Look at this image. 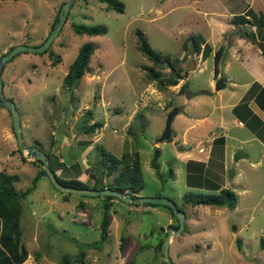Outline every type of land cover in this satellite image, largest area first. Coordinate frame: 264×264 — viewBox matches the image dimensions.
<instances>
[{"label":"rangeland","instance_id":"obj_1","mask_svg":"<svg viewBox=\"0 0 264 264\" xmlns=\"http://www.w3.org/2000/svg\"><path fill=\"white\" fill-rule=\"evenodd\" d=\"M64 1L0 0V56L12 45L42 43L50 28V18H54ZM122 1L124 10L118 12L107 8L106 2L101 0H73L67 20L46 51H20L5 62L3 93L12 96L15 102L23 142L49 153L54 167L62 158L64 163L55 167L59 177L76 176L88 186L111 181V176L102 170L101 148L117 156L126 150H138L143 187L136 192L137 196L171 198L186 214L183 230L169 244L173 264H264V247L260 243V239H264L261 167L245 166L244 172L253 175L254 181L248 197L241 196L237 201L236 211L226 206L192 205L185 203L182 197L185 191L194 189L185 183V168L178 146L189 144L186 150L197 152L198 146L204 145H195L200 136L188 131V135H195L196 139L182 142L181 133L189 122L182 112L173 117L171 139L159 140L169 111L182 103L187 91L209 87L212 75V56L201 63L202 69L194 68L193 58L199 51L194 52L190 42L187 49L183 48L182 42L193 34L207 36L210 26L216 30L219 26L228 28L233 14L248 7L252 6L256 13H264V0ZM71 22L105 24L107 31L96 35L77 33ZM231 25L233 28L227 29V38L240 28L239 24ZM249 26L254 30L255 26L251 23ZM138 32L144 34L155 50L169 54L175 64L190 71L183 93L180 80L159 88L156 80L148 76V66L165 74L171 68L166 63L153 64L138 49ZM87 41L94 45V52L85 73L76 83L64 84V72L79 46ZM223 53V59H228L227 46ZM249 54L264 58L253 49ZM237 64H231L232 73L238 71ZM223 65L221 62L220 67ZM185 70L183 75L187 73ZM241 77L246 79L247 75ZM234 82H229L227 88L234 84L237 92L242 91L241 78L238 76ZM211 108L207 104L188 105L189 110L202 113ZM89 109L92 110L90 115L87 114ZM218 113L219 109L213 111V119L218 120ZM96 120L103 124L85 132L84 128ZM231 130L237 132V128ZM0 137L7 142L5 147L9 142L17 146L10 112L2 104ZM155 147L160 149L158 173L150 164ZM15 151L7 153L17 156ZM24 160L28 158L22 157ZM21 168L16 171L14 167L5 168L19 175L18 190L31 184L36 171L27 162L26 167ZM169 168L173 169V175L169 174ZM35 189L37 191L31 195L30 192L21 198L20 226L21 242L36 264H62L60 258L65 253L73 262L72 255L79 246L86 247L88 264H165L157 243L164 239L170 224L177 223L166 206L131 203L117 197L109 211L119 221L118 226H112L109 235L94 248L87 245L100 239L105 195L59 190L47 175L39 178ZM62 193L68 198L64 203L60 202ZM81 198L90 201L87 206L90 211L85 216L77 211L81 206L77 201ZM207 208L221 212L217 215L203 213Z\"/></svg>","mask_w":264,"mask_h":264},{"label":"crops","instance_id":"obj_2","mask_svg":"<svg viewBox=\"0 0 264 264\" xmlns=\"http://www.w3.org/2000/svg\"><path fill=\"white\" fill-rule=\"evenodd\" d=\"M250 5L251 3L249 6ZM52 20L53 17L50 18L49 26ZM229 24L230 26H228V28H233L231 24L234 23L229 22ZM219 27L220 28L216 30L215 28L212 29V26H210L207 36H203L204 42L201 44L199 54H197L196 58H193L192 62L194 68L199 66L198 68L202 69L201 63L208 57L212 56L213 63L212 68L210 69L212 75L209 80V87L198 88L196 91H187L184 93L185 99L182 103H179V105L176 106L178 109L177 114L183 112L186 114V118H189L188 125L181 133L182 142L190 143L196 139L195 135H188L189 131L190 133L200 136L199 139H196L195 145L198 143H203L204 145L198 146L197 152L186 150V148H189V144L186 146L181 144L178 147L179 150H181L180 156L184 163L185 183L188 188L194 189L192 191L195 192H218L221 188L226 187L237 194V201L239 202L241 196L248 197L254 181L253 175L244 172L246 165H249L252 169L253 167H261L262 186H264V136L261 138L258 135V132H264V105H261L255 98L258 89L264 87V58H260L259 55L257 56L258 58L252 57L250 56L249 51L253 49L263 57L264 55L257 42H253L250 38L241 35L239 31H233V33L230 34V37L227 38V35H229L227 33L228 28ZM255 30L256 26L254 28V31ZM205 43L209 44L210 50L203 57V47ZM215 44L223 46L219 62V71L217 74H215L214 70V53L219 46L216 48ZM225 46H227L230 53L228 59H223ZM221 62L224 64L222 68L220 67ZM233 62L238 63L236 65L238 71L233 70L232 73L230 71V66ZM65 73L66 71L64 74ZM189 73L190 71L185 75H182V77L178 79V82L180 80L182 81L181 83L188 85ZM241 75H247V78L242 79ZM238 76L243 82V90L237 92L233 88L235 87L234 84L233 87L227 88V84L229 82L232 83V81L235 83L234 80H238ZM253 86H255V88H253L254 90L251 95H249V89ZM181 93H183V91ZM200 93L204 94L206 97H201ZM260 101H263V97L260 98ZM206 104L211 105V111H205V113H202L188 109V105L193 107L195 105ZM215 109H219L220 112L218 113V120H215L212 117V115H214L212 113ZM239 121L242 123H239ZM234 128H237V132L232 133L233 130L231 129ZM218 138H223L222 142H217L216 139ZM0 139V143L3 142L0 144V170L11 167H14L15 171L20 170L21 167H26L27 162L31 163V165L36 168V174L38 167L32 163V160L28 159L23 162L22 157L25 156L21 151L20 153L18 152V147L13 146L14 144H12V142H9L8 146L5 147L4 145H6L7 142L3 141L1 137ZM15 149L17 156H15L16 154L11 155L7 153H11ZM237 153H239L238 157L236 156ZM59 161L64 163L62 158H60ZM13 163L15 165H12ZM15 171L12 172L7 170L9 173H16ZM55 173H59L57 172V169H55ZM77 174L79 176V173ZM70 177L77 178L72 175H70L69 178ZM16 183L17 181H15V186L17 187ZM34 191H37V189L32 190V192ZM32 192L28 194L31 195ZM60 196L62 197V200H60L61 203H64L66 200L68 201L66 194L62 193ZM107 200L111 202L110 206L117 202L116 198ZM254 201L255 200H252V202ZM89 202L90 201L87 198H81L77 201V204L81 205L77 209L79 214L83 216L87 214L89 210L87 207ZM253 204L255 206L256 202ZM202 205L208 206L209 204ZM237 207L238 204L236 203L234 208H228L229 210L232 209L233 211H236ZM210 209L207 208L202 211L206 214L211 212L212 215H217L221 212L220 210H217V208L214 210ZM89 215L91 214L89 213ZM62 217H64L63 214ZM170 217L173 216L170 214ZM85 219L82 221H85ZM118 223L119 221L117 218H114V214L109 211L108 224L106 226L107 235H109L112 226L116 227L118 226ZM1 227L2 219L0 218V231ZM237 230L238 229L236 228V231ZM33 262L35 263V260L33 256L30 255V251H28L27 257L24 261L20 263H12L7 250L0 242V264H34Z\"/></svg>","mask_w":264,"mask_h":264},{"label":"trees","instance_id":"obj_3","mask_svg":"<svg viewBox=\"0 0 264 264\" xmlns=\"http://www.w3.org/2000/svg\"><path fill=\"white\" fill-rule=\"evenodd\" d=\"M106 2L107 8H113L118 12H122L124 10V2L122 0H101ZM64 2H62L63 4ZM61 4V5H62ZM60 5V7H61ZM60 7L57 8V12L50 24V30L53 28L55 22L58 19V12ZM68 15V13H67ZM66 19L65 21L67 20ZM231 22L235 24H239V33L244 36H249L250 40L253 42L259 43V47L261 49L262 54L264 55V13H256L251 7L246 8L244 11L240 13H235L231 17ZM249 23L251 25L256 26V30L250 29ZM244 25V28L242 27ZM71 27L77 33H87L90 35L103 34L107 31V26L105 24H85V23H77L71 22ZM48 35V34H47ZM46 35V36H47ZM258 35V37H257ZM45 36V38H46ZM44 38V39H45ZM259 38L261 40H258ZM191 43V48L194 52H198L201 49V44L204 42V37L201 34H193L190 36L189 40H184L182 42V47L187 49L188 43ZM137 45L138 49L150 60L153 64H161L166 63L171 71L168 74L162 73L160 70H156L153 66H148L147 74L152 79L156 80L157 86L159 88H163L168 84H176L178 79L182 77L185 68L181 65L175 64L173 59L169 54L160 53V51L155 50L148 40L145 38L142 32L137 33ZM13 47L10 46L9 49ZM48 49V48H47ZM46 49V50H47ZM183 49V50H185ZM45 50V51H46ZM210 46L208 43L204 44L203 47V57L209 52ZM223 46L220 45L214 53V70L215 74L219 71V62L220 57L222 55ZM94 52V45L91 42L82 43L78 51L74 57V59L68 65L67 71L63 76L64 84L71 85L76 83L82 75L85 73V69L90 60L91 54ZM14 56V55H13ZM12 56V57H13ZM4 68V67H3ZM3 70V69H2ZM185 72H188L185 70ZM3 81V79H2ZM4 84V81H3ZM184 83L180 86V91L182 92L184 88ZM255 86L249 89V95H251ZM204 92V91H202ZM248 96V95H247ZM12 99V96H7ZM263 97V101H260V98ZM257 101L260 102L261 105H264V87H260L255 95ZM1 104V103H0ZM3 106V105H2ZM9 111V110H8ZM92 110H87V114L90 115ZM103 124L102 121H93L91 124L84 128L85 132L93 131L97 126H101ZM258 135L262 138L264 136V132H258ZM171 138H169L170 140ZM223 138L216 139L217 142H222ZM45 151V150H44ZM102 151V163H103V173L107 176H111V181L106 184H93L91 186L86 185L79 178H62L56 174L58 180L65 184L74 187H88L92 189L103 188V187H113L121 192H129L133 196H137L136 192L143 187V175L140 163V155L138 150H134L132 152L126 150L121 153L120 156L115 155L112 152H109L103 148ZM49 158V163L53 171H55V167L61 164V162L57 161V166L54 167V164L51 162L50 154L45 152ZM160 155V149L155 147L153 150V156L151 158L150 164L155 169V172H159V163L158 157ZM33 164L38 167L36 174L32 177V182L29 186L25 187L23 190H18L15 186V181L19 180V175L17 173H9L5 169L0 170V218L2 219V227L0 231V242L2 246L7 250L9 254V258L13 263H20L25 260L27 257L28 251L24 244L21 242V226H20V216H21V201L20 199L26 196L28 193L32 192V190L36 187V183L41 175H47L45 170L41 165V161L38 159H34ZM169 174L173 175V169L169 168ZM160 175V174H159ZM48 176V175H47ZM51 181V180H50ZM52 183V182H51ZM53 185V183H52ZM54 186V185H53ZM54 188H56L54 186ZM106 199L117 198L114 195H105ZM183 201L185 203H189L192 205L197 204H209L216 206H227L229 208H234L237 203V194L226 187L221 188L218 192H202V191H185L183 194ZM146 205H158L161 203H149L145 202ZM111 202L107 200L104 203V212L103 218L100 222V239L94 242L88 243L87 246H92L94 248H98V244H100L103 239L107 235L106 226L108 224V214H109V206ZM169 211L171 212L174 218L172 209L165 205ZM179 209L183 210L182 207ZM177 220V218H176ZM170 226L177 227L178 220L175 224H170ZM161 228V226H160ZM123 238V237H122ZM163 239L159 240L157 243V247L160 248L161 242ZM261 245L264 247V239H260ZM86 247L79 246V249L76 253H74L73 259L71 262L69 259V254H62L60 258V262L62 264H88L86 260L87 251ZM11 263V264H12Z\"/></svg>","mask_w":264,"mask_h":264},{"label":"water","instance_id":"obj_4","mask_svg":"<svg viewBox=\"0 0 264 264\" xmlns=\"http://www.w3.org/2000/svg\"><path fill=\"white\" fill-rule=\"evenodd\" d=\"M73 3V0H65L64 3L61 5L59 12H58V19L55 22L53 28L50 30L44 41L38 45H29V44H16L11 49L7 50L0 56V103L9 110L11 115V122H12V129L16 138V143L18 150L22 152V154L27 157L28 159L32 160H40L43 169L45 170L46 174L48 175L49 179L53 183V185L62 191H68L77 194H84V195H114L119 199H122L127 202L131 203H161L169 206L173 214L178 220V226L173 227L170 226L167 234L165 235L163 241L160 245V251L164 257L165 264H173L172 260L169 256V244L171 239L179 234L183 228L185 223V211L178 208L175 201L171 198L164 197V196H133L129 192H121L113 187H103V188H88V187H74L70 185H65L61 183L58 178L56 177L55 171L50 166L49 158L44 150L35 146V145H26L23 142V138L21 135V120L15 105L14 100L8 98L3 93V81H2V69L4 64L7 60H9L14 54L20 51H36L41 52L44 51L58 34L62 24L65 22L67 12ZM189 67H187L188 69ZM177 107H174L169 113L167 114L165 125L162 130V133L159 136V140H167L171 137V122L174 115L177 113ZM239 153L236 154L238 157Z\"/></svg>","mask_w":264,"mask_h":264},{"label":"built area","instance_id":"obj_5","mask_svg":"<svg viewBox=\"0 0 264 264\" xmlns=\"http://www.w3.org/2000/svg\"><path fill=\"white\" fill-rule=\"evenodd\" d=\"M239 123H242L241 121H239Z\"/></svg>","mask_w":264,"mask_h":264},{"label":"flooded vegetation","instance_id":"obj_6","mask_svg":"<svg viewBox=\"0 0 264 264\" xmlns=\"http://www.w3.org/2000/svg\"><path fill=\"white\" fill-rule=\"evenodd\" d=\"M7 97V96H6Z\"/></svg>","mask_w":264,"mask_h":264}]
</instances>
